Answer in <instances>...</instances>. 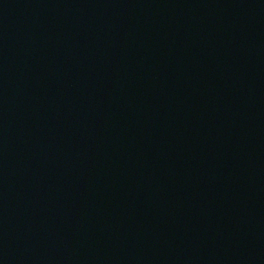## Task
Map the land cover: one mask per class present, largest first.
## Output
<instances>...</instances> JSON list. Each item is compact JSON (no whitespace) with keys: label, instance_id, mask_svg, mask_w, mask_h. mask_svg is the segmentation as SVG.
Instances as JSON below:
<instances>
[{"label":"water","instance_id":"95a60500","mask_svg":"<svg viewBox=\"0 0 264 264\" xmlns=\"http://www.w3.org/2000/svg\"><path fill=\"white\" fill-rule=\"evenodd\" d=\"M0 264H264V0H0Z\"/></svg>","mask_w":264,"mask_h":264}]
</instances>
